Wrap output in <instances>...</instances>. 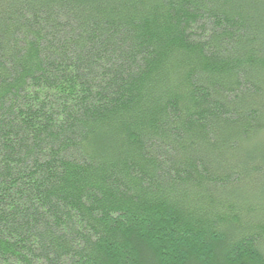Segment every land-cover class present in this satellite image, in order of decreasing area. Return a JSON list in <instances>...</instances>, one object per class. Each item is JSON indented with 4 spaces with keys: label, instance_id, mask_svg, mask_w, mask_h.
<instances>
[{
    "label": "trees",
    "instance_id": "obj_1",
    "mask_svg": "<svg viewBox=\"0 0 264 264\" xmlns=\"http://www.w3.org/2000/svg\"><path fill=\"white\" fill-rule=\"evenodd\" d=\"M0 264H264V0H0Z\"/></svg>",
    "mask_w": 264,
    "mask_h": 264
}]
</instances>
